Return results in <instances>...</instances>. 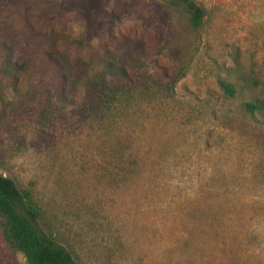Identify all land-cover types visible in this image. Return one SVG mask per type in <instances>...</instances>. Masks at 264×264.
<instances>
[{"label":"rangeland","instance_id":"1","mask_svg":"<svg viewBox=\"0 0 264 264\" xmlns=\"http://www.w3.org/2000/svg\"><path fill=\"white\" fill-rule=\"evenodd\" d=\"M193 1L197 29L168 0H0V173L76 264H264V0ZM51 52L122 65L129 115L63 100Z\"/></svg>","mask_w":264,"mask_h":264},{"label":"trees","instance_id":"2","mask_svg":"<svg viewBox=\"0 0 264 264\" xmlns=\"http://www.w3.org/2000/svg\"><path fill=\"white\" fill-rule=\"evenodd\" d=\"M170 6L180 8L188 16L192 28L197 29L203 22L204 13L193 0H168ZM50 56L57 63V78L63 100L79 85H86L89 102L95 113L117 111L130 113L135 102L130 88L116 75L122 73V65L114 60L97 57L89 65L61 63L57 56ZM11 69H19L17 62L8 61ZM94 73L84 80L85 73ZM218 86L227 98L235 95V88L226 80L219 79ZM243 110L254 117L263 109L259 100L242 104ZM129 115V114H127ZM126 115V118L128 117ZM124 114H122V117ZM43 208L29 190H20L13 179L0 173V229L4 242L19 258L21 264H76L70 253L48 233L43 223Z\"/></svg>","mask_w":264,"mask_h":264}]
</instances>
